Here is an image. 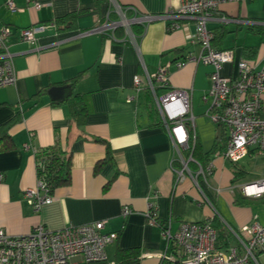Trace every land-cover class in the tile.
Wrapping results in <instances>:
<instances>
[{
	"label": "crops",
	"instance_id": "1",
	"mask_svg": "<svg viewBox=\"0 0 264 264\" xmlns=\"http://www.w3.org/2000/svg\"><path fill=\"white\" fill-rule=\"evenodd\" d=\"M7 1L0 0V33L10 29L6 43L13 54L16 82L0 88V125L13 121L8 132L13 147L0 153V229L25 235L37 225L58 230L105 221V232L117 233L106 247L109 262L173 264L160 259L161 254H171V248L161 230L148 222L150 201L157 207L158 221L171 233L182 222L213 218L234 229L253 222L264 225V207L247 203L253 197L242 192L249 183L236 194L230 187L237 172L227 173L226 168L239 162L231 163L223 159L221 148L215 150L216 124L205 116L207 105L202 101L211 67L191 62L174 66L200 51L199 44L189 39L194 24L181 21L179 29L168 31V22L155 21L130 26L128 35L123 27L91 32L107 18L117 21L119 8L161 14L178 9L180 0H35L39 9L27 0H12L20 9L16 12L8 10ZM68 15L75 16L56 22ZM222 17L242 21L216 19L207 25L214 33V48L234 51L233 62L225 64L220 74L235 77L239 60L259 62L264 56V0L222 4L216 18ZM37 25L46 27L35 35L34 44L20 39V29ZM165 64H170L169 88L189 93L194 115L196 156H191L192 143L190 148L181 147L180 154L184 161L192 157L188 163L192 173L198 160L205 162L206 179L199 175L194 181L186 175L176 183L171 169H181L182 163L146 88L147 75ZM135 77L144 87L139 92ZM71 82L72 93L83 99L76 101L88 109L80 126L71 121L69 104L63 102L65 86ZM52 87L64 88L60 99L48 93ZM164 92L156 90L158 95ZM195 108L202 109L200 114L193 112ZM56 141L70 157V182L54 191L51 204L34 210L24 192L37 183L36 151ZM203 196L210 204L202 202ZM125 207L131 213L123 217Z\"/></svg>",
	"mask_w": 264,
	"mask_h": 264
},
{
	"label": "built area",
	"instance_id": "2",
	"mask_svg": "<svg viewBox=\"0 0 264 264\" xmlns=\"http://www.w3.org/2000/svg\"><path fill=\"white\" fill-rule=\"evenodd\" d=\"M240 0H180L176 10L161 14H139L133 7H122L117 10L118 20L107 18L106 23L95 27L91 32L104 33L119 27L128 28L132 25H147L155 21L168 22L167 30L173 31L181 27V21L194 24V35L191 42L200 46L197 55L190 54L183 60L176 61L174 66L181 68L185 63H202L211 67L209 88L203 93L202 101L207 105L205 116L215 124L226 128V145L222 157L231 163H238L245 157L256 154L264 157V56L259 62L244 59L237 63V75L226 77L220 74L225 64L232 63V49H217L211 42L214 33L207 28L209 22L220 20L223 23L242 22L238 19L216 18L220 6ZM34 8L41 4L35 0H27ZM10 12L20 9L12 0L6 3ZM127 12H132L129 16ZM45 25L32 26L19 30L22 41L34 44L35 35L45 29ZM10 29L5 27L0 33V88L16 82V71L13 54L6 43ZM170 64L161 65L155 73L147 75L146 88L152 93L155 106L165 125L182 168L171 169L176 173V183L183 181L186 175L194 181L201 175L206 179V170L199 163L192 173L188 163L193 161L190 156L184 161L181 147H189L190 138L196 140L194 131V115L191 109L189 93L184 90L169 88L168 71ZM137 92L144 87L139 77L134 78ZM157 88L165 90L161 95ZM37 153V151H36ZM210 173V167L207 169ZM2 176L0 175V180ZM252 186L259 189L248 190ZM246 197L259 198L264 195V180L246 184L242 187ZM26 201L34 210L51 204L52 194L49 193L45 180L37 176L36 186L24 192ZM202 202L210 204L203 196ZM131 213L128 207L122 210V216ZM146 217L150 225L161 230L171 254H161V260L173 264H264V225L253 222L234 229L222 222L228 233L225 245H219L218 230L213 227L212 220L203 222H182L176 232L171 233L169 227H163L157 219V207L150 201ZM105 221H94L80 225H69L58 230H49L37 225L25 235H11L0 229V264H113L108 261L106 247L112 244L117 233L105 232Z\"/></svg>",
	"mask_w": 264,
	"mask_h": 264
},
{
	"label": "trees",
	"instance_id": "3",
	"mask_svg": "<svg viewBox=\"0 0 264 264\" xmlns=\"http://www.w3.org/2000/svg\"><path fill=\"white\" fill-rule=\"evenodd\" d=\"M75 15H68L63 17L62 19H58L56 22L61 23L64 22L65 19L73 18ZM218 37H221V32L218 33ZM217 41V40H216ZM211 45L213 47V39L211 42ZM219 49V48H217ZM250 62H255L254 60H247ZM75 82V80H74ZM74 82H71L70 84L66 85V95L64 96L63 102H67L69 104L70 109V116L71 121L76 123L78 126L84 124L85 117L88 114V109L84 105L83 102L76 101L77 98L80 100H83L82 97L75 95L72 93ZM13 121H9L5 124L0 125V153L6 152L10 150L13 145L10 140L9 136V129L11 127ZM216 132H217V138H216V147L215 150L219 147L222 149V152L224 151L225 145H226V128L222 124H216ZM190 143H192L191 146V152L192 157L194 158L197 153V141L190 138ZM220 144H222L220 146ZM110 155L108 154L107 157ZM107 159V158H106ZM198 163L205 168V162L199 161ZM70 157L67 155L66 151L63 149V147L60 145L58 141L56 143L48 148H43L37 151L36 153V173L37 176H41L48 187L49 193L53 194L54 191L62 186H65L69 184L70 182ZM213 227L218 230V239H219V245L223 244L225 245L228 238V233L224 229L222 223L217 218H213L212 221Z\"/></svg>",
	"mask_w": 264,
	"mask_h": 264
},
{
	"label": "rangeland",
	"instance_id": "4",
	"mask_svg": "<svg viewBox=\"0 0 264 264\" xmlns=\"http://www.w3.org/2000/svg\"><path fill=\"white\" fill-rule=\"evenodd\" d=\"M200 110L202 109L195 108L193 112H195V114L197 113L200 114ZM262 112H263L262 117L264 118V97H263V111ZM233 167H236V168H233ZM233 170L237 172V175L233 176L234 182L232 183V185H230V187L233 188V191L236 194L237 192L240 191L239 189L241 188L243 184L259 182V181L264 180V157L256 156L253 158H247L239 162L236 166H232V168L231 167L226 168L227 173L228 172L233 173ZM239 170H242L243 173L239 174ZM209 183L213 186H216L212 184L213 182L211 180H209ZM227 191H229V189ZM238 198H239V195H238ZM263 201H264V197L262 199H255L254 197L247 199V203L255 207H258V208L264 207ZM222 206H225L224 202H222Z\"/></svg>",
	"mask_w": 264,
	"mask_h": 264
},
{
	"label": "water",
	"instance_id": "5",
	"mask_svg": "<svg viewBox=\"0 0 264 264\" xmlns=\"http://www.w3.org/2000/svg\"><path fill=\"white\" fill-rule=\"evenodd\" d=\"M63 87H52L49 89L48 93L53 99H60L63 95Z\"/></svg>",
	"mask_w": 264,
	"mask_h": 264
},
{
	"label": "bare ground",
	"instance_id": "6",
	"mask_svg": "<svg viewBox=\"0 0 264 264\" xmlns=\"http://www.w3.org/2000/svg\"><path fill=\"white\" fill-rule=\"evenodd\" d=\"M258 189H259L258 186H252L248 191H249V192H253V191H256V190H258Z\"/></svg>",
	"mask_w": 264,
	"mask_h": 264
}]
</instances>
